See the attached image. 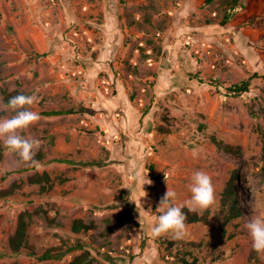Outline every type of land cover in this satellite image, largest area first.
<instances>
[{"label":"rangeland","instance_id":"obj_1","mask_svg":"<svg viewBox=\"0 0 264 264\" xmlns=\"http://www.w3.org/2000/svg\"><path fill=\"white\" fill-rule=\"evenodd\" d=\"M237 3L220 24L222 0H0V118L13 90L35 95L41 116L21 132L40 141L41 167L7 149L0 159V264H67L82 250L93 264H165L177 250L264 264L244 228L264 215V0ZM249 77L248 91L226 92ZM197 170L216 202L186 222L183 244L155 236L160 198L168 187L185 204ZM43 172L49 183L28 181ZM230 181L239 214L226 220ZM23 211L27 246L12 253ZM77 218L94 227L73 232Z\"/></svg>","mask_w":264,"mask_h":264},{"label":"clouds","instance_id":"obj_2","mask_svg":"<svg viewBox=\"0 0 264 264\" xmlns=\"http://www.w3.org/2000/svg\"><path fill=\"white\" fill-rule=\"evenodd\" d=\"M36 100L35 95L25 94L12 96L8 100L4 107L12 110L14 114L9 118H0V141L4 148L18 156L21 162L40 168V161L35 159L40 141L21 135L23 130L41 119L40 114L32 110ZM146 180L145 184L152 183L151 180ZM190 192V199L185 204L177 205L172 203L177 193L167 187L157 207L162 214L159 215L158 223L152 229L155 236L171 233L174 239L183 238L187 230V217L182 209L187 206L190 211L204 210L216 202L212 178L202 170L193 173ZM244 228L251 237L253 250L264 258V215H252L245 222Z\"/></svg>","mask_w":264,"mask_h":264},{"label":"trees","instance_id":"obj_3","mask_svg":"<svg viewBox=\"0 0 264 264\" xmlns=\"http://www.w3.org/2000/svg\"><path fill=\"white\" fill-rule=\"evenodd\" d=\"M212 0H206V2H210ZM238 0H222V2L225 4L226 8L224 9L223 17L220 21V24H225L228 22L231 17L234 15L236 9H237V3ZM256 76V75H253ZM202 82V79H198ZM250 85V77L246 80H241L237 83H233L226 87V92L232 96H239L243 92L248 91V87ZM18 94H24L22 92H19L17 90H13L11 92H4L3 96V103L7 104L8 100L15 95ZM68 112V111H67ZM61 111H51L50 115H58L61 114ZM69 113V112H68ZM1 115V112H0ZM216 145L222 149L227 150L228 152H232L233 149L231 147L222 145L220 142L215 141ZM6 150L3 146V144L0 141V159L2 158V152ZM261 160L263 162L264 167V132L262 133V155ZM45 181L46 183H49L50 180L48 178L47 173L43 172V174H34L28 178V181L30 183H40L41 181ZM233 181H230L228 184V188L223 193V210L225 209V215L224 218L226 220L230 218H234L239 214V209L237 206V198L235 197L233 186ZM51 185V183L49 184ZM45 187L43 185L40 186V189H44ZM14 189L12 186L8 189L6 192H11ZM182 211L186 214V222H196L204 219L206 217V214H198L196 211H190L188 207H184ZM32 214L27 211H23L18 215L16 226L14 229V232L12 235L8 238V248L10 252L12 253H18L21 251L22 248L27 246V227L31 222ZM94 227V225L90 223H85L82 219L77 218L72 221L71 229L75 233L79 232H85L87 230H90ZM224 232V230H223ZM177 239H173L175 241ZM172 244V243H170ZM177 244H183L182 241L177 240ZM74 249H81L80 245L77 247H70V250ZM190 255L188 251L185 250H177V252L174 253V256L171 261L166 262L165 264H197L196 257H192V259H188L187 256ZM251 257L254 259L257 258L256 251H252ZM50 258V250H46L44 253H42L41 256L38 257L39 260H46ZM94 258L91 257L90 252L88 250H82L78 255L74 256L67 264H93ZM50 264V263H48Z\"/></svg>","mask_w":264,"mask_h":264}]
</instances>
